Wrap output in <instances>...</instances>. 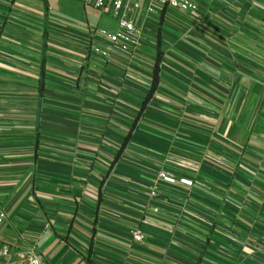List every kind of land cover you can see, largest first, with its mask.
I'll list each match as a JSON object with an SVG mask.
<instances>
[{
  "label": "crops",
  "instance_id": "0c3cea01",
  "mask_svg": "<svg viewBox=\"0 0 264 264\" xmlns=\"http://www.w3.org/2000/svg\"><path fill=\"white\" fill-rule=\"evenodd\" d=\"M184 1L196 11L127 0L142 37L123 53L97 9L0 0V240L14 254L264 264V0Z\"/></svg>",
  "mask_w": 264,
  "mask_h": 264
},
{
  "label": "built area",
  "instance_id": "2783aa9c",
  "mask_svg": "<svg viewBox=\"0 0 264 264\" xmlns=\"http://www.w3.org/2000/svg\"><path fill=\"white\" fill-rule=\"evenodd\" d=\"M85 7H92L97 10L111 9L112 16L116 19L118 30L109 35V43L112 48L123 53H133L138 49L142 30L127 18L126 3L127 0H76ZM150 3L167 8L171 11H182L186 13L196 11L195 5L184 0H148ZM160 178L165 182H172L170 178L164 174H160ZM181 184L190 186L191 183L181 180ZM5 215L0 211V225L5 220ZM131 238L135 242L141 240L142 231L140 228L134 229ZM17 258L16 264H47L37 253L30 249L26 253L14 254L12 248L0 240V263L8 261L11 258Z\"/></svg>",
  "mask_w": 264,
  "mask_h": 264
},
{
  "label": "trees",
  "instance_id": "16d2710c",
  "mask_svg": "<svg viewBox=\"0 0 264 264\" xmlns=\"http://www.w3.org/2000/svg\"><path fill=\"white\" fill-rule=\"evenodd\" d=\"M157 83H158V78H157V69L155 68L154 69V75H153V80H152V86H151V89L143 103V106H142V109L143 107H145V105L150 101L151 97H152V94H153V91L155 90L156 86H157ZM129 139V136L126 137V140L125 142H127V140ZM125 142L123 143L122 145V148L125 146ZM120 153V152H119Z\"/></svg>",
  "mask_w": 264,
  "mask_h": 264
},
{
  "label": "rangeland",
  "instance_id": "374dc122",
  "mask_svg": "<svg viewBox=\"0 0 264 264\" xmlns=\"http://www.w3.org/2000/svg\"><path fill=\"white\" fill-rule=\"evenodd\" d=\"M91 11V15H92V18H93V22L96 20V22H98L99 21V19H100V17H103V18H105V17H110L111 19H112V21H115L114 20V17L112 16V14L110 15H108V13H105V12H103L102 10H90ZM126 11H127V17H128V10H127V8H126ZM106 15H108V16H106ZM116 23H117V21H116Z\"/></svg>",
  "mask_w": 264,
  "mask_h": 264
}]
</instances>
